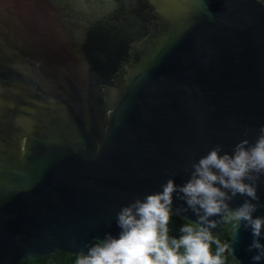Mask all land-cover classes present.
I'll return each instance as SVG.
<instances>
[{
  "label": "water",
  "instance_id": "95a60500",
  "mask_svg": "<svg viewBox=\"0 0 264 264\" xmlns=\"http://www.w3.org/2000/svg\"><path fill=\"white\" fill-rule=\"evenodd\" d=\"M262 126L264 0H0V264L86 254L122 207ZM185 207L174 193L195 222ZM229 237L264 264L243 221Z\"/></svg>",
  "mask_w": 264,
  "mask_h": 264
},
{
  "label": "clouds",
  "instance_id": "9594fccd",
  "mask_svg": "<svg viewBox=\"0 0 264 264\" xmlns=\"http://www.w3.org/2000/svg\"><path fill=\"white\" fill-rule=\"evenodd\" d=\"M191 168L182 185L169 178L161 191L122 207L116 214L118 235L105 233L86 254H77L75 264H225L230 245L216 238L213 229L229 218L251 229L249 251L256 250L252 260L264 258V217L253 216L257 204L251 202L259 199L256 182L264 175V126L253 144L241 140L231 153L217 145ZM174 193L184 201L183 210L196 217L180 227L178 238L170 237L168 229ZM238 194L249 199L231 209L229 201Z\"/></svg>",
  "mask_w": 264,
  "mask_h": 264
},
{
  "label": "trees",
  "instance_id": "16d2710c",
  "mask_svg": "<svg viewBox=\"0 0 264 264\" xmlns=\"http://www.w3.org/2000/svg\"><path fill=\"white\" fill-rule=\"evenodd\" d=\"M185 223H189V221L172 212L168 224L169 236L178 238L181 235L180 227ZM236 223V221H233L229 218L226 222L227 225L225 227L222 226L219 232L213 235L222 243H225L226 239L230 238L229 236L233 232ZM93 243L96 244L98 242L94 241ZM212 247L213 251H215V245ZM224 256L225 264H238L237 260L231 255L230 251L226 252ZM76 258L77 254H71L65 251H56L52 254L37 258H26L23 260L22 264H75Z\"/></svg>",
  "mask_w": 264,
  "mask_h": 264
}]
</instances>
